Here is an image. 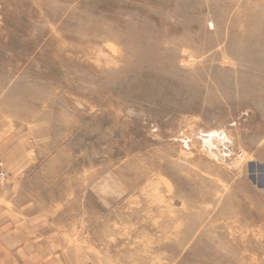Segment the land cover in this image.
<instances>
[{
	"label": "rangeland",
	"instance_id": "374dc122",
	"mask_svg": "<svg viewBox=\"0 0 264 264\" xmlns=\"http://www.w3.org/2000/svg\"><path fill=\"white\" fill-rule=\"evenodd\" d=\"M0 156V264H264V0H0Z\"/></svg>",
	"mask_w": 264,
	"mask_h": 264
},
{
	"label": "built area",
	"instance_id": "2783aa9c",
	"mask_svg": "<svg viewBox=\"0 0 264 264\" xmlns=\"http://www.w3.org/2000/svg\"><path fill=\"white\" fill-rule=\"evenodd\" d=\"M8 177V173L5 164L0 156V184L3 183Z\"/></svg>",
	"mask_w": 264,
	"mask_h": 264
},
{
	"label": "crops",
	"instance_id": "0c3cea01",
	"mask_svg": "<svg viewBox=\"0 0 264 264\" xmlns=\"http://www.w3.org/2000/svg\"><path fill=\"white\" fill-rule=\"evenodd\" d=\"M4 235H5V233H4ZM4 235H3V236H4ZM4 238H5V236L3 237V239H4ZM3 239H2V241H3Z\"/></svg>",
	"mask_w": 264,
	"mask_h": 264
}]
</instances>
